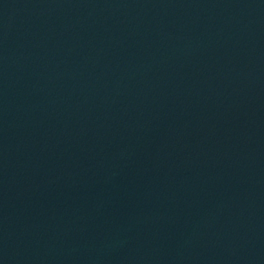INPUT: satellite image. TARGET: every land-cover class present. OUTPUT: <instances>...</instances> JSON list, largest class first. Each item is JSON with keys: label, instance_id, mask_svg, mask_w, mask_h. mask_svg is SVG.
<instances>
[{"label": "water", "instance_id": "obj_1", "mask_svg": "<svg viewBox=\"0 0 264 264\" xmlns=\"http://www.w3.org/2000/svg\"><path fill=\"white\" fill-rule=\"evenodd\" d=\"M0 264H264V0H0Z\"/></svg>", "mask_w": 264, "mask_h": 264}]
</instances>
